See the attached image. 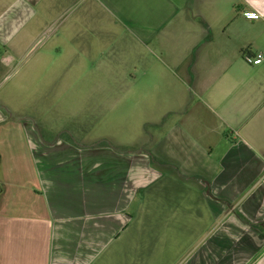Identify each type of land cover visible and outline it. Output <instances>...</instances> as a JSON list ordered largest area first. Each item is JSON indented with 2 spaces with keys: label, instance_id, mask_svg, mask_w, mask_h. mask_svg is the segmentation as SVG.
<instances>
[{
  "label": "crops",
  "instance_id": "crops-1",
  "mask_svg": "<svg viewBox=\"0 0 264 264\" xmlns=\"http://www.w3.org/2000/svg\"><path fill=\"white\" fill-rule=\"evenodd\" d=\"M8 69L0 264H264V0H0Z\"/></svg>",
  "mask_w": 264,
  "mask_h": 264
},
{
  "label": "rangeland",
  "instance_id": "rangeland-1",
  "mask_svg": "<svg viewBox=\"0 0 264 264\" xmlns=\"http://www.w3.org/2000/svg\"><path fill=\"white\" fill-rule=\"evenodd\" d=\"M152 48H154V45L152 44ZM19 72H17L16 69L14 70H0V94H3L8 91L15 92V83L18 80ZM148 86H145V89H147ZM159 99L155 100H146V101H132V100H126L121 102V111L120 112H133L135 113V117L133 118L132 124L128 127V129L124 132L119 133H111L112 127H111V115L112 112L109 107V109L105 112L107 113V117L105 121H102L101 129H104V132L107 134V136L113 135L116 140L118 141H138L142 137L141 133V124L145 117L147 118L153 117L155 114H159L161 112V104L163 103V109L167 107V104L170 102H161L158 101ZM11 104L14 106L15 104L11 102ZM30 109V106H28ZM42 109V107H41ZM132 110V111H131ZM51 112L49 109L44 108L41 111V115H43L46 119L49 118L51 121V126L53 129L59 131L63 130V127H69L70 125H73L74 118H71L70 116L72 113H64V114H58L55 112L54 114H50ZM104 114V115H105ZM103 115V116H104ZM114 123L118 124L117 118H115ZM46 124H41V126ZM96 125V124H95ZM47 126V125H46ZM97 128L99 127L96 125Z\"/></svg>",
  "mask_w": 264,
  "mask_h": 264
},
{
  "label": "built area",
  "instance_id": "built-area-1",
  "mask_svg": "<svg viewBox=\"0 0 264 264\" xmlns=\"http://www.w3.org/2000/svg\"><path fill=\"white\" fill-rule=\"evenodd\" d=\"M247 16L250 18L256 17V15L253 13H248ZM243 58L247 64L254 66L260 64L263 61V54L256 53L254 55V54L245 53L243 54Z\"/></svg>",
  "mask_w": 264,
  "mask_h": 264
}]
</instances>
